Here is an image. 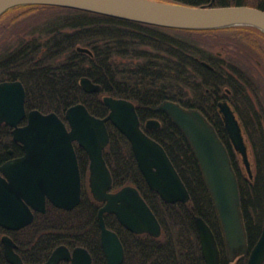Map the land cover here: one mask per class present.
<instances>
[{
    "label": "trees",
    "instance_id": "1",
    "mask_svg": "<svg viewBox=\"0 0 264 264\" xmlns=\"http://www.w3.org/2000/svg\"><path fill=\"white\" fill-rule=\"evenodd\" d=\"M166 1L194 6H252V0ZM29 31H39V34L28 38ZM223 41L246 44L252 49V27L169 28L50 5L17 6L0 16V81L20 80L23 83L27 112L31 109L55 112L65 120L69 106L83 103L90 113L104 117L109 109L102 97L110 95L131 100L142 124L150 118L160 121L159 127L147 133L164 147L186 185L190 194L186 203H167L149 188L130 142L107 121L110 141L103 156L113 179L111 190L128 184L135 186L162 228L159 237L136 234L124 228L114 214L105 213L107 227L118 234L123 244L122 264H205L194 216L204 218L213 232L219 230L210 196L188 142L164 112L155 110L164 100L198 108L213 124L228 150L237 176L246 232L259 233L262 229V119L258 116V124L252 127V122L247 123V119L252 120V109L248 118V111L245 117L239 112L244 121L243 132L252 165L250 177L212 106L214 94L225 89L231 91L229 98L233 105L249 103L247 92H252V62L220 60L215 51ZM78 46L87 47L91 53L78 51ZM202 60L212 68L205 67ZM83 76L99 84L101 91L85 92L79 83ZM234 95L239 99L235 100ZM11 129L4 123L0 125V163L22 154L21 145L12 139ZM75 150L82 181L80 203L66 210L47 201L46 211L34 212V219L27 226L15 231L0 226V238L4 233L13 238L25 264L45 261L60 244L70 249L83 246L92 256V264H106L98 224L102 202L95 200L89 190L87 153L77 143ZM0 264H10L4 258L1 240Z\"/></svg>",
    "mask_w": 264,
    "mask_h": 264
},
{
    "label": "water",
    "instance_id": "2",
    "mask_svg": "<svg viewBox=\"0 0 264 264\" xmlns=\"http://www.w3.org/2000/svg\"><path fill=\"white\" fill-rule=\"evenodd\" d=\"M22 5H50L73 8L121 19L180 29H219L254 26L264 32V10L249 5L194 6L166 0H0V16ZM78 51H91L77 47ZM86 92L101 91V86L83 76L79 81ZM109 112L104 117L90 113L83 103L67 108L65 120L55 112L25 109V89L20 80L0 82V124L12 127L13 141L23 154L0 164V226L18 230L30 224L34 211L45 212L46 202L70 210L81 201L82 181L74 142L88 155V186L93 198L102 202L98 210L100 242L106 264H122L124 248L117 233L107 228L104 213H113L134 233L159 236L161 225L139 191L131 185L110 191L112 175L103 156L110 141L107 121L129 140L137 165L148 186L167 203L187 202L190 194L164 147L141 127L135 104L126 98L104 95ZM226 133L252 176L248 144L242 125L227 102L219 104ZM166 113L189 143L199 169L230 259L246 251V228L241 208L236 173L228 150L215 127L197 108L164 100L155 108ZM26 117L23 125L19 123ZM160 122L149 119L145 129ZM195 223L206 264H220V253L208 223L199 215ZM5 259L10 264H25L16 252V243L1 237ZM264 260V221L261 235L252 248L248 264ZM92 264L88 250L76 246H57L41 263Z\"/></svg>",
    "mask_w": 264,
    "mask_h": 264
},
{
    "label": "flooded vegetation",
    "instance_id": "3",
    "mask_svg": "<svg viewBox=\"0 0 264 264\" xmlns=\"http://www.w3.org/2000/svg\"><path fill=\"white\" fill-rule=\"evenodd\" d=\"M223 1H234V2H238L239 0H223ZM252 6L253 7H257V8H260L262 10H264V0H252ZM36 34V36L39 34V31L38 32H31L29 31L27 33L26 36L29 37H33V35ZM264 32L254 26H252V49L251 47L247 46L246 44H241V45H237L236 43L235 44H229V42L227 41H223V44L220 45L218 47V49H216L215 51V54L216 56L220 59V60H227V61H231V60H234V61H251L252 62V92L251 91H248V97H249V103H247V105H239V106H235L232 104V102L230 101V98H229V95H231V91L229 89H225V91H222L220 94H214L215 96L212 98L214 99V103H213V108L216 109V111L218 112V115H219V119L221 121V123L223 124L224 126V121H223V116L220 112V106L219 104L220 103H223V102H227L230 106V108L234 111V113L236 114V117L238 118L240 124L243 126L244 125V121L241 119V115H240V110H242L243 112V116L245 117L246 116V113H247V118L248 116H250V109H252V120L250 119H247V123H251L252 122V127L256 126L258 124V120H257V117L259 116L261 119H262V124L264 125ZM201 63L207 67V68H212L211 65L206 61V60H202ZM232 74V72H229ZM235 72H233V75ZM244 75H248V73L245 72ZM6 81H10V80H6ZM2 82V81H0ZM23 84V83H22ZM25 89V88H24ZM208 91V90H206ZM86 92V91H85ZM235 100L239 99V96H235ZM122 98V97H121ZM127 99V98H126ZM131 101V100H130ZM163 102V101H162ZM177 102V101H176ZM160 104V103H159ZM158 104V105H159ZM136 107V105H135ZM157 107V106H156ZM155 107V108H156ZM193 108V107H192ZM198 109V108H197ZM156 110V109H155ZM244 110V111H243ZM27 112V111H26ZM162 112V111H161ZM166 114V113H165ZM206 117V116H205ZM207 118V117H206ZM140 119V118H139ZM150 119H154V118H150ZM149 120V119H147ZM146 120V121H147ZM157 120V119H156ZM27 121L26 117L19 123V125H23L25 124ZM146 121L142 124L141 120V127L144 129V131L147 133V130H151V129H145V123ZM159 121V120H158ZM160 122V121H159ZM210 122V121H209ZM4 123V122H3ZM1 123V124H3ZM0 124V125H1ZM6 124V123H4ZM7 125V124H6ZM113 125V124H112ZM9 126V125H8ZM114 126V125H113ZM160 126V125H159ZM158 126V127H159ZM11 127V126H10ZM12 128V127H11ZM157 128V127H156ZM156 128H152V129H156ZM224 130H225V127H224ZM11 132H12V129H11ZM226 132V130H225ZM148 134V133H147ZM149 135V134H148ZM227 135V133H226ZM150 136V135H149ZM151 137V136H150ZM228 137V135H227ZM185 138V137H184ZM229 138V137H228ZM13 139V138H12ZM154 139V138H153ZM230 140V139H229ZM129 141V140H128ZM157 141V140H156ZM187 141V140H186ZM16 142V141H15ZM231 142V141H230ZM19 143V142H18ZM75 143L74 142V148H75ZM20 144V143H19ZM189 144V143H188ZM21 145V144H20ZM78 145V144H77ZM79 146V145H78ZM190 146V145H189ZM191 148V147H190ZM76 151V150H75ZM133 151V150H132ZM166 151V150H165ZM11 152V151H10ZM193 153V152H192ZM22 154H23V151H22ZM22 154L18 155V156H15V157H12V158H16V157H19L21 156ZM134 154V153H133ZM194 155V154H193ZM76 156H77V153H76ZM135 157V156H134ZM10 158V159H12ZM9 160V159H8ZM78 160V158H77ZM136 160V159H135ZM5 162V161H4ZM137 162V161H136ZM2 164V163H0ZM79 166V164H78ZM89 166V164H88ZM108 166V165H107ZM139 168V167H138ZM80 170V169H79ZM140 170V169H139ZM141 172V171H140ZM201 172V171H200ZM202 175V174H201ZM144 177V176H143ZM113 180V179H112ZM146 181V180H145ZM130 185V184H128ZM126 186V185H124ZM133 186V185H131ZM112 187V186H111ZM123 187V186H122ZM121 187V188H122ZM135 187V186H134ZM136 188V187H135ZM150 188V187H149ZM187 188V187H186ZM120 189V188H119ZM117 189V190H119ZM137 189V188H136ZM151 189V188H150ZM117 190H111L112 192H115ZM138 190V189H137ZM152 190V189H151ZM139 191V190H138ZM155 192V191H154ZM189 192V191H188ZM140 193V192H139ZM141 194V193H140ZM158 194V193H157ZM159 195V194H158ZM142 196V195H141ZM143 197V196H142ZM160 197V196H159ZM161 198V197H160ZM145 200V199H144ZM190 200V199H189ZM147 203V202H146ZM183 203H186V202H183ZM47 204V202H46ZM103 204V203H102ZM54 206V205H53ZM102 206V205H101ZM100 206V207H101ZM149 206V205H148ZM99 207V208H100ZM150 207V206H149ZM213 207V206H212ZM152 210V209H151ZM214 210V208H213ZM34 212H37V211H34ZM215 212V211H214ZM41 213V212H40ZM44 213V212H43ZM105 214V213H104ZM113 214V213H112ZM115 215V214H114ZM196 216V215H195ZM195 216H194V221H195ZM200 216V215H199ZM216 216V214H215ZM116 217V215H115ZM117 218V217H116ZM204 219V218H203ZM217 219V218H216ZM105 220V219H104ZM118 220V219H117ZM119 221V220H118ZM218 222V221H217ZM120 223V222H119ZM98 224H99V220H98ZM121 224V223H120ZM122 225V224H121ZM161 225V224H160ZM107 226V225H106ZM123 226V225H122ZM195 226H196V223H195ZM219 226V224H218ZM100 227V226H99ZM124 227V226H123ZM3 228V227H2ZM108 228V227H107ZM125 228V227H124ZM21 229V228H20ZM110 229V228H109ZM6 230V229H5ZM19 230V229H18ZM112 230V229H111ZM128 230V229H127ZM10 231H15V230H10ZM114 231V230H113ZM196 231H197V237H198V243H199V247H200V252H201V256L203 258V255H202V249H201V242H200V236H199V233H198V229H197V226H196ZM101 232V231H100ZM161 232H162V228H161ZM134 233V232H133ZM6 234V233H4ZM3 234V235H4ZM136 234H141V233H136ZM2 235V236H3ZM8 235V234H7ZM118 235V234H117ZM161 235V233H160ZM159 235V236H160ZM213 235H214V238L216 240V243H217V246H218V249H219V253H220V264H248V260H249V257H250V253L252 251V248L255 246V244L257 243L260 235H261V231L259 233H247L246 232V242H247V247H246V251L242 254H239L237 256H235L233 259H230L229 258V255L227 253V250H226V247H225V244H224V240H223V233L220 232V229L218 230L217 233L213 232ZM1 236V237H2ZM10 236V235H9ZM151 236V235H150ZM157 236V237H159ZM11 237V236H10ZM155 237V236H153ZM12 238V237H11ZM13 239V238H12ZM1 240V238H0ZM14 241V240H13ZM15 242V241H14ZM2 243V241H1ZM16 243V242H15ZM101 243V242H100ZM17 245V244H16ZM62 245V244H60ZM65 245V244H63ZM123 245V244H122ZM2 246H3V243H2ZM59 246V245H58ZM67 246V245H66ZM57 247V246H56ZM55 247V248H56ZM68 247V246H67ZM76 247V246H75ZM83 247V246H82ZM102 247V246H101ZM54 248V249H55ZM69 248V247H68ZM85 248V247H84ZM124 248V247H123ZM17 249V247H16ZM53 249V250H54ZM70 249V248H69ZM73 249V248H72ZM70 249V250H72ZM52 250V251H53ZM103 250V249H102ZM17 252V250H16ZM89 252V251H88ZM18 253V252H17ZM90 253V252H89ZM104 253V252H103ZM19 254V253H18ZM3 255H4V249H3ZM91 255V254H90ZM21 257V256H20ZM92 257V256H91ZM5 258V256H4ZM6 260V259H5ZM204 262H205V259L203 258ZM7 261V260H6ZM8 262V261H7ZM44 262V261H43ZM61 262V261H60ZM59 262V263H60ZM67 262V261H66ZM9 263V262H8ZM68 264V262H67ZM206 264V262H205ZM261 264H264V260Z\"/></svg>",
    "mask_w": 264,
    "mask_h": 264
},
{
    "label": "rangeland",
    "instance_id": "4",
    "mask_svg": "<svg viewBox=\"0 0 264 264\" xmlns=\"http://www.w3.org/2000/svg\"><path fill=\"white\" fill-rule=\"evenodd\" d=\"M216 49H218V48H216ZM240 113L243 114L242 110H240ZM243 115H244V114H243ZM242 128H243V126H242ZM248 152H249V151H248Z\"/></svg>",
    "mask_w": 264,
    "mask_h": 264
}]
</instances>
